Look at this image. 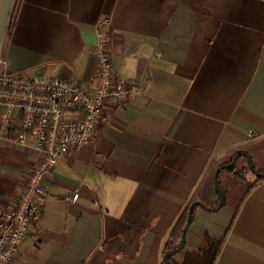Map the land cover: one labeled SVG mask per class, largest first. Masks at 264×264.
I'll use <instances>...</instances> for the list:
<instances>
[{
    "label": "crops",
    "instance_id": "obj_1",
    "mask_svg": "<svg viewBox=\"0 0 264 264\" xmlns=\"http://www.w3.org/2000/svg\"><path fill=\"white\" fill-rule=\"evenodd\" d=\"M100 18L117 77L141 95L105 101L91 141L57 162L11 264H165L210 161L264 140V0H0L5 72L90 86ZM36 162L32 148L0 140V210L15 206ZM232 217L196 206L170 262L208 235L224 238L214 264H264V181Z\"/></svg>",
    "mask_w": 264,
    "mask_h": 264
},
{
    "label": "built area",
    "instance_id": "obj_2",
    "mask_svg": "<svg viewBox=\"0 0 264 264\" xmlns=\"http://www.w3.org/2000/svg\"><path fill=\"white\" fill-rule=\"evenodd\" d=\"M97 69L89 85L58 78L7 74L0 57V140L32 148L37 155L14 207L0 210V264H11L42 211L44 183L59 160L91 141L105 101L133 100L141 90L120 80L107 52L111 23L96 22ZM69 114H75L70 117ZM78 194L65 196L75 203Z\"/></svg>",
    "mask_w": 264,
    "mask_h": 264
},
{
    "label": "trees",
    "instance_id": "obj_3",
    "mask_svg": "<svg viewBox=\"0 0 264 264\" xmlns=\"http://www.w3.org/2000/svg\"><path fill=\"white\" fill-rule=\"evenodd\" d=\"M246 156L251 160V169L248 166ZM235 157L237 159L234 165L222 170L215 181V171L220 166L231 163ZM263 181L264 140L256 139L254 142L251 140V142L240 143L215 156L210 161L200 185L174 223L169 233L164 253L166 254L178 248L181 233L186 225L187 215L191 206L199 203L203 209L208 211H213L219 206L215 183L224 194V207H228L233 211V221L244 200ZM223 242L224 238L215 239L205 235L203 247L198 252L184 254L181 264H214Z\"/></svg>",
    "mask_w": 264,
    "mask_h": 264
},
{
    "label": "water",
    "instance_id": "obj_4",
    "mask_svg": "<svg viewBox=\"0 0 264 264\" xmlns=\"http://www.w3.org/2000/svg\"><path fill=\"white\" fill-rule=\"evenodd\" d=\"M236 159H237V157L233 158L231 163H229L227 165L220 166L214 173V180L216 181L218 174L222 170L232 167L234 165ZM246 159L248 161V166L251 169L252 168L251 160L248 156H246ZM215 190H216L218 198H219V206L214 210V211H217L224 206L225 198H224V194H223L222 190L218 187V185L216 183H215ZM194 206H198V207L202 208L201 204H199V203H197V204H195L189 208V212H188L187 220H186V225H185L184 229L182 230L179 246L176 250L168 252L164 255L163 261L165 264H172L170 262V258L182 251V249L184 247V243H185V235H186L187 230H188V228L191 224V221H192V213H193Z\"/></svg>",
    "mask_w": 264,
    "mask_h": 264
},
{
    "label": "rangeland",
    "instance_id": "obj_5",
    "mask_svg": "<svg viewBox=\"0 0 264 264\" xmlns=\"http://www.w3.org/2000/svg\"><path fill=\"white\" fill-rule=\"evenodd\" d=\"M251 178H252V176H251Z\"/></svg>",
    "mask_w": 264,
    "mask_h": 264
}]
</instances>
